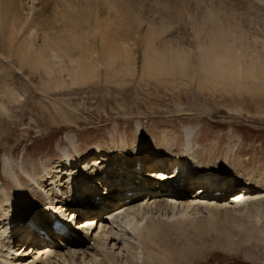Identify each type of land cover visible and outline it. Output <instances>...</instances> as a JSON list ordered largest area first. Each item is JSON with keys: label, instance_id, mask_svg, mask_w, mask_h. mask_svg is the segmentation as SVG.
Segmentation results:
<instances>
[{"label": "rangeland", "instance_id": "rangeland-1", "mask_svg": "<svg viewBox=\"0 0 264 264\" xmlns=\"http://www.w3.org/2000/svg\"><path fill=\"white\" fill-rule=\"evenodd\" d=\"M109 1L116 0H15L16 9L22 13V17L30 21L35 18L33 29L36 36L32 37L33 40L35 38L39 42L44 35L56 36L58 29L65 27L63 34L66 35V43L79 40L87 48L90 47L91 52V49L94 50L93 55L97 59L100 48L97 36L93 35V28L96 24H101V20L111 21L115 27L116 38L119 37L120 42L124 41L127 49L131 51L130 61L134 71L128 75H114V78L96 71L84 84L73 85L67 82L59 90L51 89L47 93L24 89L25 85L19 87L21 103L10 111L0 126V186L5 185L8 191L14 186L11 177L2 171V158L9 152L19 161L32 158L36 166H39L41 161H61L62 146L69 147L74 155L71 142L77 143L81 152L90 154L96 153L100 144L103 146L100 145V149L111 148L116 151L118 145L136 141V123L140 122L144 141L149 136L158 140L162 132L168 131L169 134H174L169 140L179 146L180 143H185L184 126H193L195 132L192 145L190 144L192 152L209 162L213 169L225 171L229 182L227 184L230 185H221L246 186L252 189L250 192H259L261 188L256 187L254 182L260 173L264 174V89L213 90L209 85H203L201 77L200 80L196 78L199 68L191 62H188L190 66H176L174 72L163 73L158 78H142L138 74L141 62L135 57L141 52L140 37L147 24L166 26L155 39L157 43L168 38L176 46L191 50L194 28L204 21L203 15L211 13L220 18L222 23L231 22L235 29H243L249 35L264 39V0H128L142 26L123 22ZM21 4L23 6L19 8ZM66 4H71V12L67 10ZM82 8L87 13L89 11L88 19H83ZM68 11L70 15L75 14L74 23L66 18ZM96 17H100L99 21ZM23 30L16 33L17 39L21 37ZM78 49L71 53L78 54ZM3 54L5 58L0 57V77L11 73L8 65L3 62L8 55L7 50ZM23 54L24 52L20 53L21 56ZM10 58L8 62L13 66L19 60L17 57H14L15 60ZM98 68L99 71L103 69L101 64H98ZM180 69L183 71H179ZM15 70L11 74L14 77L20 76ZM32 79L35 80V76L32 75ZM185 155L188 156L189 152H185ZM137 162L142 163L140 159ZM168 162H163L166 168L162 174L175 180L177 175L172 173L179 172L176 167L170 172ZM142 170L145 178L156 180V173L151 172L152 176L147 177L144 166ZM184 173L182 176L189 178L193 172H189L188 176V171ZM19 174L16 169V175L20 176ZM237 175L238 180L234 178ZM199 183L203 182L193 181L191 178L187 182L191 189L189 192L196 191L193 188H197ZM241 205L243 212L240 215L221 209L206 211L197 207L196 210L188 208V212H185L187 209L179 212V208H173L174 218L164 220L168 225L165 236L157 237L154 243L146 241L147 251L156 254L153 263H141V259L137 257L135 264H264V214H260L257 206L251 205L249 201ZM160 208L155 211L164 213L166 209ZM169 208L167 211L172 210ZM103 211L106 210L100 212V217ZM180 213L191 214L182 217ZM107 218L106 222L111 223L110 217ZM198 223L203 225L201 231L196 229ZM112 224L122 230L120 226ZM93 226L95 231V225ZM120 233L123 234V242L133 241L130 232ZM89 238L88 241L84 239L80 243V248L86 252L84 255L93 252L102 257L100 248L92 240L89 241ZM22 240V249L30 246L31 242ZM57 246L64 252L63 256L68 259V264H84L78 255H68L66 247ZM112 249L119 252L120 259L124 258L122 255H133L140 250L123 251L119 243ZM29 257L24 256L20 260L25 262ZM58 261V264H65L60 259ZM49 263L57 264V261L50 258L42 264Z\"/></svg>", "mask_w": 264, "mask_h": 264}, {"label": "bare ground", "instance_id": "bare-ground-1", "mask_svg": "<svg viewBox=\"0 0 264 264\" xmlns=\"http://www.w3.org/2000/svg\"><path fill=\"white\" fill-rule=\"evenodd\" d=\"M16 4L15 0H0V57H4L3 52L7 50V61H3L4 65H8L11 73L16 69L15 71L20 75L14 77L8 73L0 77V126L9 116L10 111L21 103L22 96L18 94V88L23 85H25L24 89L30 88L37 93H47L51 89L59 90L67 82L73 85L84 84L96 71L111 78L118 74L128 75L134 71L130 61L132 54L129 52L131 51L127 49L128 46L124 41L120 42L119 37L116 38L115 27L111 21L102 22L101 20V24L93 25V35L97 36L100 48L99 53L97 52L100 59H97L94 58V50L91 49L93 51L91 52L90 47L87 48V45L85 46L79 40L66 43V35L63 34L65 27H60L56 36L44 35L40 37L39 42L35 41L37 40L35 38L33 40L32 37L36 36L33 29L35 18L30 21L22 17V13L20 14L16 9ZM22 4L18 7L21 8ZM109 4L114 7V12L121 16L123 22L129 25L140 24L137 13L133 12L128 0L109 1ZM28 6L31 5L28 4ZM71 7V4H66L70 12ZM69 11L66 18L70 23H74L75 14L70 15ZM82 11L83 19H88L89 11L87 13L84 8ZM203 16H205L204 21L194 28L191 36L193 44L191 50H185L180 45L176 46L173 40L164 39L165 37L161 43H157L155 39L166 26L147 24L145 32L140 37L141 52L139 56L136 54L137 58L135 57V59L139 58V63L141 62L139 71L137 70L138 74L142 78H150V76L158 78L163 73L174 72L176 66L185 68L189 65L188 62H191L199 68V72L196 71V78L200 80L201 77L203 85H209L213 90L264 89V39L258 38L257 35H249L243 29H235V25L231 22L222 23V20L212 13ZM99 18L96 17V20L99 21ZM20 30H23V34L19 37L20 39L18 38L17 43L16 33ZM76 48H79L78 54L71 53L72 50L76 51ZM21 52H24L23 57L20 55ZM10 57L13 60H15L14 57L19 59L14 66L8 62ZM98 64H101L102 71H99ZM32 75L35 76V80L32 79ZM142 132L140 122L136 123V141L131 144L128 142L120 144L116 151L111 148L100 149V144L97 146V152L90 154L81 152L78 144L71 142L75 151L74 155L71 154L69 147L62 146L61 161H41L39 166H36L32 158L19 161L13 158L11 152L5 154L2 158V171L3 174L11 177L14 186L10 189L11 191H8L5 185L0 186V264H42L44 260L50 258L55 259L57 264L59 259L68 264V259L63 256L64 252L55 244L60 242V239H62L61 246L66 247L67 254L78 255L84 264H131L137 257L141 259V263H153L155 253L147 251L146 241L154 243L157 237L165 236L168 225L164 220L174 218L173 208H179V212L181 209H187L185 212H188V208L197 209V207L206 211L221 209L240 215L243 212L240 209V206H243L241 204L249 201L251 205L257 206L260 214H264V174L260 173L254 182L256 187L261 188L259 192H250L252 189L246 186L221 185L225 184L224 182L229 183L225 171L213 169L209 162H205L192 152V137L195 132L193 126H184L185 143H180V146L169 140V137H174V134H169L168 131L162 132L158 140L154 136H149L145 141L142 138ZM185 152H189V155H185ZM138 159L142 161L139 165L144 166L147 177L152 176L151 172L157 174L154 177H157L156 182L145 178L143 170L140 172L133 169L124 170L118 174L109 171L110 169L108 172L105 171L106 167L117 164L133 167ZM186 159L194 164L191 168L196 171L189 178L182 176L186 171H188L186 176L192 172L190 167L189 170L182 169ZM168 160L171 164L173 160H179L174 164L177 170H182L178 174L172 173L177 175L175 180L167 174H162L166 168L163 162ZM16 169L20 172V176L16 175ZM103 174H105L104 177H102ZM193 177L200 181L205 179L207 181L197 184L198 187L193 188L196 191L190 193L191 189L188 188L189 184L187 185L189 181L184 182L186 183L184 186L179 182L191 180V178L194 180ZM163 178L171 182L158 185L161 183L159 179ZM234 178L238 180V175ZM209 179L221 181L220 184H216L221 186L208 190L212 185L208 183ZM90 181L94 185L87 186L86 183ZM235 183L238 184V182ZM96 185L103 191L101 196L97 194ZM124 189L147 191L126 196L122 193ZM221 190L227 193L225 197L214 195L213 191ZM77 191H80L79 196L75 194ZM117 191L119 195L114 198ZM160 207L162 210L166 209L164 213H160L161 215L156 212ZM167 207L172 210L169 208L170 211H167ZM153 208L154 211L157 208L155 213ZM104 209L108 210L103 211L100 217V212ZM51 211L59 217L66 215L68 217L70 214V218H73L74 224L76 223L73 227L81 230L80 234L73 237L52 231ZM190 214L182 213L181 216L187 217ZM106 217H110L111 223L106 222ZM102 218L103 221H101ZM112 223L120 226L122 230L117 229L119 227L116 228ZM10 224L13 226L8 228ZM93 224L95 231H93ZM32 225H38L45 230L50 240L29 230ZM202 226L198 223L196 229L201 231ZM121 231L130 232L134 242L128 240L123 242ZM88 238L100 248L102 257L96 256L93 252L84 255L86 252L80 248V243ZM22 239H25V242H31L30 246L22 249V243H20ZM116 243L121 245L123 251L140 250L135 251L133 255H122L124 258L121 260L119 252L112 249ZM24 256L30 257L24 262L20 260Z\"/></svg>", "mask_w": 264, "mask_h": 264}]
</instances>
